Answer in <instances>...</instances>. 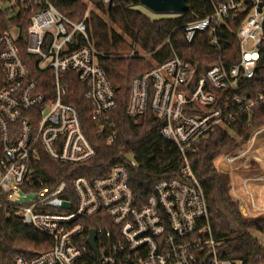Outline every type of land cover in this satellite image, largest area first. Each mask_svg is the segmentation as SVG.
Returning a JSON list of instances; mask_svg holds the SVG:
<instances>
[{"label":"built area","instance_id":"built-area-1","mask_svg":"<svg viewBox=\"0 0 264 264\" xmlns=\"http://www.w3.org/2000/svg\"><path fill=\"white\" fill-rule=\"evenodd\" d=\"M209 1L211 15L183 26L186 43L202 34L208 46L220 50L228 44L223 37L228 33L236 37L239 58L229 67L218 61L195 77L192 62L174 54L161 64L152 62L150 70L132 80L127 116L138 119L150 111L162 123L160 137L181 158L175 176L159 180L139 197L125 164L102 177H76L71 186L35 179L41 154L72 166L95 156L78 110L66 101L69 73L84 84L91 120L98 133L107 132L108 144L117 136L110 118L115 92L84 20L71 21L52 0H0V209L51 241L48 249L18 255L13 264H242L220 256L222 240L213 234L204 189L191 163L212 133H230L240 116L249 126L253 110L264 107V89L252 96L243 92L258 78L264 3ZM244 12L232 29L230 22ZM77 35L85 44L73 49ZM136 52L129 57L148 55ZM23 55L34 60L47 85L31 78ZM262 131L221 156L218 164L227 168L230 193L245 217L264 215V177L244 172L252 161L261 162L256 148ZM92 230L97 253L88 243Z\"/></svg>","mask_w":264,"mask_h":264},{"label":"trees","instance_id":"trees-1","mask_svg":"<svg viewBox=\"0 0 264 264\" xmlns=\"http://www.w3.org/2000/svg\"><path fill=\"white\" fill-rule=\"evenodd\" d=\"M90 1L100 14L107 16L118 31L95 12L88 13L84 19L86 5L81 0H52L56 9L71 21L79 23L84 20L88 38L99 53L98 64L103 67L115 92L116 108L110 118L115 124L117 136L108 144L107 132H97V124L91 120L88 100L85 99V86L76 74L69 73V94L66 101L78 110L84 134L94 147L95 156L85 164L72 166L55 163L41 154L39 163L34 165L33 175L48 186L61 182L71 186L76 177H102L113 166L125 164L130 166L134 193L144 197L153 184L176 175L181 158L177 148L160 137L162 123L150 111L138 119L127 116L132 80L150 70L152 62L161 64L174 54L192 62L195 77L202 75L218 61L229 67L239 58L238 42L236 37L224 33L223 37L228 44L223 45L220 50L208 46L207 36L202 34L191 45L186 43L183 26L211 15L214 8L209 0H188L189 9L182 15L160 16L157 19H151L141 11L139 0H113L112 5L108 6L104 5L103 0ZM218 1L221 0H213ZM245 14L246 12L239 14L230 22L232 29L243 21ZM27 25L28 21H23V34ZM167 40L169 44H165ZM84 44V38L77 35L73 49ZM136 48L148 54L149 59L145 60L137 55L129 57ZM259 53L261 55L256 69L258 78L246 83L243 90L248 96L264 89V38L261 40ZM23 56L31 78L38 82L44 81L47 85L42 79L44 75L36 69L34 60ZM245 119V116H240L237 123L232 125L230 133L222 129L212 133L200 145L191 169L204 189L213 234L222 240L220 256L228 260L240 259L242 264H264V244L254 236V233L264 235V215H243L239 202L230 193L229 175L216 164L221 156L239 148L255 132L264 129V107L253 110L249 126H244ZM50 245L48 237L23 226L20 219L8 216L6 211L0 209V264H13L16 256H32L48 249Z\"/></svg>","mask_w":264,"mask_h":264},{"label":"water","instance_id":"water-1","mask_svg":"<svg viewBox=\"0 0 264 264\" xmlns=\"http://www.w3.org/2000/svg\"><path fill=\"white\" fill-rule=\"evenodd\" d=\"M126 1V0H122ZM188 0H139V6L148 10L149 12L161 16L182 15L188 11ZM95 231L90 232L88 243L92 249L97 253L95 246Z\"/></svg>","mask_w":264,"mask_h":264},{"label":"rangeland","instance_id":"rangeland-1","mask_svg":"<svg viewBox=\"0 0 264 264\" xmlns=\"http://www.w3.org/2000/svg\"><path fill=\"white\" fill-rule=\"evenodd\" d=\"M81 1L84 2V4L86 5V11H85L84 15H85V14H88V13H90V12H95L96 14H99V16L102 17V18H103V19L109 24V26H110L111 28H113L115 31H118L117 28H116L113 24H111V23L108 21L107 16H104L103 14H100V13L95 9L94 5L92 4V2H91L90 0H81ZM139 7H140V6H139ZM140 9H141V11H142L145 15H147V16L150 17L151 19H157V18H160V16H161V15L153 14V13L149 12L148 10L144 9L143 7H140ZM136 50L140 51V49H138V48H136ZM139 53L143 54L144 52H143V51H140ZM144 54H145V53H144ZM144 59H145V60H148V59H149L148 55L144 56ZM258 139H260V140H258V145H257V146L262 145L261 140H264V131H262L261 135L258 136ZM260 143H261V144H260ZM258 156H259V155H258ZM259 157H260V156H259ZM219 159H220V158H219ZM219 159H218L217 162H216L217 165L220 163V160H219ZM262 165H264V160H262V163L259 164V165H258V163H256L255 161H252V167H251V169H247V168H246L247 171H244V170H243V171H244V172H248V173L252 171V172H254L255 175H259V176H260V174H264V168L261 167ZM218 167H219L220 170H222L223 172L226 173L227 168H225L224 165H223L222 167L218 165ZM241 172H242V171H241ZM254 174H253V175H254ZM255 175H254V176H255ZM254 236L257 238V240H259L260 242H262V244H264V235L259 234V233H254Z\"/></svg>","mask_w":264,"mask_h":264},{"label":"crops","instance_id":"crops-1","mask_svg":"<svg viewBox=\"0 0 264 264\" xmlns=\"http://www.w3.org/2000/svg\"><path fill=\"white\" fill-rule=\"evenodd\" d=\"M261 142H262V145H259L256 148V152L258 151L257 152V155L260 156L259 158L261 160V162H259L258 165L262 163V160H264V140H261ZM261 167L264 168V165H262ZM248 174H250L251 176H254L255 175L254 172H252V171L249 172ZM260 176L264 177V174H260ZM260 184H262V186H264V182H261ZM262 189H264V187H262ZM262 191H264V190H262Z\"/></svg>","mask_w":264,"mask_h":264},{"label":"bare ground","instance_id":"bare-ground-1","mask_svg":"<svg viewBox=\"0 0 264 264\" xmlns=\"http://www.w3.org/2000/svg\"><path fill=\"white\" fill-rule=\"evenodd\" d=\"M258 152V151H257Z\"/></svg>","mask_w":264,"mask_h":264}]
</instances>
